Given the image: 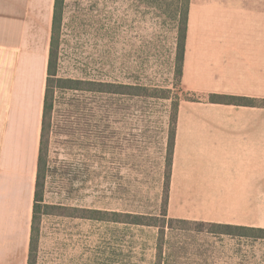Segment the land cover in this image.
<instances>
[{
	"label": "rangeland",
	"instance_id": "374dc122",
	"mask_svg": "<svg viewBox=\"0 0 264 264\" xmlns=\"http://www.w3.org/2000/svg\"><path fill=\"white\" fill-rule=\"evenodd\" d=\"M231 4L256 5L264 17V0ZM184 6L65 0L57 78L79 83L60 82L66 87L55 91L32 264H264V238L175 217L183 205L189 210L187 196L175 204L169 197L175 219L162 216L176 103L210 95L181 84L176 50ZM97 82L115 86L106 91ZM127 85L147 90L135 94ZM124 213L157 216L161 226L125 222Z\"/></svg>",
	"mask_w": 264,
	"mask_h": 264
},
{
	"label": "crops",
	"instance_id": "0c3cea01",
	"mask_svg": "<svg viewBox=\"0 0 264 264\" xmlns=\"http://www.w3.org/2000/svg\"><path fill=\"white\" fill-rule=\"evenodd\" d=\"M234 1L190 2L181 84L264 99V17ZM54 3L0 0V264H29ZM186 196L175 217L264 226V106L180 100L170 200Z\"/></svg>",
	"mask_w": 264,
	"mask_h": 264
},
{
	"label": "trees",
	"instance_id": "16d2710c",
	"mask_svg": "<svg viewBox=\"0 0 264 264\" xmlns=\"http://www.w3.org/2000/svg\"><path fill=\"white\" fill-rule=\"evenodd\" d=\"M184 9L181 13V25L179 29V39L177 42V58L179 62V76L180 80L183 74V62H184V53L187 39V30H188V21H189V8H190V0H184ZM64 5L65 0H55L54 3V13H53V24H52V38H51V47H50V56H49V64H48V79H47V87L45 94V102H44V116H43V127H42V138H41V147H40V155L38 161V174H37V186H36V203L34 206V219L32 225V239L30 246V258L29 264L33 263V257L37 250V242L35 236V223L40 214V206L38 205L39 197H40V186L42 182V178L44 176V156H43V147H44V138L46 137L47 131L50 128V118L54 108V96L55 91L58 87H66L59 85L60 82H66L68 88H77L79 83L78 80L74 79H63L57 78V70H58V52H59V44H60V33L62 27V20L64 14ZM100 85H104L106 89L103 90H112L115 86L114 83H102L97 82ZM127 87L134 91L135 94L143 95L146 92V87L141 85H127ZM210 102L215 103H234V104H242V105H251V106H264L263 99L250 98L246 96H237V95H227L221 93H210L209 95ZM180 102V101H179ZM179 102L176 103V113L174 114L173 122V131L170 140V153L168 156V172L165 176V198H164V208L162 212V216L164 220H173L175 218L168 217V203L170 197V185L172 178V161L174 155V147H175V131L176 124L178 120V107ZM115 215L120 216V214L115 213ZM125 222L140 224V225H155L161 226L159 224V217L157 216H146L140 215L136 213H124ZM199 224L214 226L218 228H222V233L234 235V236H257L264 238V228L262 227H250L244 225H233V224H224V223H215L208 221H200Z\"/></svg>",
	"mask_w": 264,
	"mask_h": 264
}]
</instances>
